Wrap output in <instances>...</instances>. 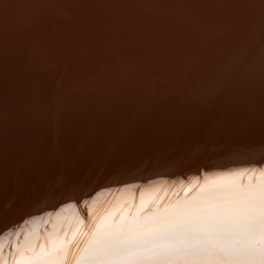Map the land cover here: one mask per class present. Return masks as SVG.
Listing matches in <instances>:
<instances>
[{
  "label": "bare ground",
  "instance_id": "bare-ground-1",
  "mask_svg": "<svg viewBox=\"0 0 264 264\" xmlns=\"http://www.w3.org/2000/svg\"><path fill=\"white\" fill-rule=\"evenodd\" d=\"M254 62L264 0H0V264H264Z\"/></svg>",
  "mask_w": 264,
  "mask_h": 264
},
{
  "label": "water",
  "instance_id": "water-1",
  "mask_svg": "<svg viewBox=\"0 0 264 264\" xmlns=\"http://www.w3.org/2000/svg\"><path fill=\"white\" fill-rule=\"evenodd\" d=\"M250 49V48H249ZM252 49H255L254 47H252ZM254 61V60H253ZM257 62H254V64H253V66H255V65H257L256 64ZM264 66V65H263ZM255 68V71L253 72H249L248 74H245V75H243L242 77L240 76V75H238V73H235V75H233L232 77H229V78H227L228 80H226V81H231V83H233L232 85V88H233V90L236 92V90L238 89V84H239V87L242 89L243 88V90H241V91H244L245 93H247L246 92V89L247 88H245L247 85H249V83H251L250 82V80H252L253 82L252 83H254L255 81L257 82H260V81H264V67L263 68H261V69H257V66H255L254 67ZM232 79V80H231ZM238 82V83H237ZM251 83V84H252ZM257 84V83H256ZM257 87H258V89H260L259 88V86L257 85ZM237 92H238V90H237ZM244 93V96L246 95V97H248V95L247 94H245ZM258 93H259V91H258ZM248 94H249V91H248ZM263 97H264V92H263ZM243 95L240 93V94H237V95H235L234 97L237 99V101L234 103V107H232L233 109H231V111H232V113L234 114V113H238V112H240V111H243V112H247L248 114H250V112L251 113H254V111L257 109V108H260V109H264L262 106H259V107H257V103L259 104V102L261 101V99H264V98H261V99H258L257 100V97H258V94H256V95H254L253 96V98L252 99H254L253 101L252 100H250L249 98L246 100V101H244L243 100V97H242ZM250 96H251V94H250ZM263 103V102H262ZM255 105V106H254ZM159 113H157V114H155V115H158ZM154 115V114H153ZM249 116V115H248ZM251 116V115H250ZM249 116V117H250ZM222 118V119H221ZM224 117L221 115V116H215V115H212L211 116V114H209L208 115V117L207 118H199L198 119V121H200V122H198V123H200L201 124V126H199L198 125V127L197 126H195L197 129H200L201 130V132H204L205 131V129H206V127L207 128H210V129H214L215 127L216 128H218L221 124L223 125V124H225L223 121H224ZM189 123V122H188ZM182 124H184V123H182ZM189 125H192L191 123L189 124ZM215 128V129H216ZM164 129V128H163ZM168 130V128H166V129H164L163 130V132L165 131V133H166V131ZM199 130V131H200ZM195 131H198V130H195ZM198 131V132H199ZM163 132L161 133V134H163ZM163 138H164V140H169L170 139V137L166 134L165 136H163V137H161L160 139V141H164L163 140ZM187 138V137H186ZM159 140V139H158ZM144 141V140H143ZM146 142V141H145ZM144 142V143H145ZM174 143H177L176 141H173L172 143H170L171 145H173ZM178 144V143H177ZM168 145H169V143H168ZM157 147H159V148H161V145L160 146H157Z\"/></svg>",
  "mask_w": 264,
  "mask_h": 264
}]
</instances>
